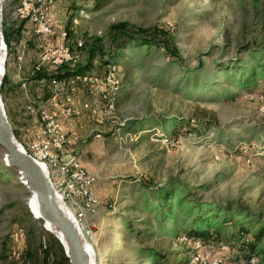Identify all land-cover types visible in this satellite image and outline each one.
I'll return each instance as SVG.
<instances>
[{
    "label": "rangeland",
    "instance_id": "rangeland-1",
    "mask_svg": "<svg viewBox=\"0 0 264 264\" xmlns=\"http://www.w3.org/2000/svg\"><path fill=\"white\" fill-rule=\"evenodd\" d=\"M19 2L4 1L6 25L20 21L14 12ZM50 9L56 34L39 37L29 28L21 34L25 43L24 48L19 46L18 65L15 58L10 61L5 89L3 80L0 85L4 105L5 97L14 103V95L17 103L34 104L37 93H44L46 85L37 81L29 82L26 89L20 83L32 74L33 59L43 49L57 45L58 34L66 26L72 32V47L82 39V49L76 51L84 56L97 38L107 46L111 25L116 22L139 27L160 25L172 31L183 57L182 63L172 61L154 47L123 52L112 66L121 79L113 109L95 84L77 85L74 104L82 103V111L77 108L73 116L88 110L90 117H82L75 148L69 152L79 157L82 150L84 165L96 177L94 191L100 206L91 217L96 223L95 264H153L155 260L140 251L143 246L158 250L162 257L157 264H185L178 251L189 243L182 244L180 234H168L172 221L160 224L155 209L138 210L145 199L155 200L137 184L141 179L152 184L179 179L201 201L231 202L233 209L241 205L258 213L264 211V92L244 88L238 69L235 75L228 72L221 77L223 69L247 58L238 52L239 44L264 38V0H55ZM75 15L78 24L72 21ZM200 61L204 65L199 69ZM16 69L18 85L12 83ZM86 102L88 107H84ZM50 108L55 111V106ZM158 119L177 122L164 134L160 124L152 123ZM17 122L24 126L26 120L17 115ZM201 122L205 125L190 131ZM175 125H180L178 132ZM28 137L24 135L26 141ZM5 152L0 146V264H24L26 245L36 249L48 246L53 253L54 247L58 251L53 236L58 237L45 228L44 221L29 214L30 190L15 168L11 171L16 176L3 168ZM134 203L136 208H131ZM224 217L221 214L220 220ZM230 217L224 219L226 226H232ZM130 226L136 230L147 227L154 235L138 239ZM224 245L212 249L223 247L232 259L243 257L241 253L229 256L233 252ZM196 252L192 247L188 256ZM255 263L254 257L244 261ZM188 264L199 263L190 257Z\"/></svg>",
    "mask_w": 264,
    "mask_h": 264
},
{
    "label": "trees",
    "instance_id": "trees-1",
    "mask_svg": "<svg viewBox=\"0 0 264 264\" xmlns=\"http://www.w3.org/2000/svg\"><path fill=\"white\" fill-rule=\"evenodd\" d=\"M5 17L8 16L5 15ZM5 23L6 19L3 20V25L8 56L6 60V73L3 78L4 89L8 77L9 63L15 58V63L18 65L20 58L19 46H23L24 48L25 40L21 39V34H26L28 28L35 34L34 28L32 26L26 27L24 21L15 22L14 25L10 27L11 29H9ZM68 28L69 26H66L63 29L68 30L70 38L72 32L69 31ZM55 34L54 31L53 35L43 37H53ZM58 35L60 40L58 39L57 42L59 43L61 41V36L60 33ZM97 39V43L90 46L84 56H82L81 53L79 61L75 63L65 62L60 65L47 64L40 71H36L34 68L35 63L40 54L47 48L43 49L39 53V56L33 59V63L31 62L32 74L26 76L27 85L34 80H36L39 85H46L43 89L44 93H37V100L34 101L37 114L44 102L43 100L53 96V79L67 81L77 74L88 73L98 74L103 78L109 68L116 64V61H118L123 52L128 49L138 51L142 50L143 47H145L146 50H150L154 47L162 49L170 60L181 63L183 62V57L174 41L172 31L160 25L139 27L126 21H120L111 25V36L106 47L101 45V38ZM74 49L75 51L78 50L77 45L74 46ZM81 49L82 48H80V51ZM238 52H244V55H247V58L244 57V63L236 64L233 67L227 68V70L223 69L221 77H226L228 72L235 75L236 70L238 69L237 72L239 73H237V75H239L240 80L242 79V86H244V88L249 91L264 92V38L259 39L255 37L250 42L244 43V45L239 44ZM240 62L243 61L240 60ZM203 65V61H200L197 68L200 69ZM16 67L18 68V66ZM99 67L103 69L101 70ZM196 70L198 69H194V71ZM258 76L262 77V80L260 79L261 81H257ZM85 84L89 85V83ZM20 85L22 88V82ZM4 99L14 134L18 137L21 143L27 145V151L30 152L29 145L34 138L35 128L40 124L38 115L33 118L29 111L26 112L28 105L20 103L21 101L19 103L16 101L11 103L6 97ZM17 115H19V118L22 116L23 120H26L24 126L18 125ZM132 122L135 124V121ZM176 122L177 121L174 120L171 122H163L158 119L152 123L160 124L164 129L163 133L167 134L170 126ZM203 125H205V123H198L197 125L192 126L190 131H197ZM179 128L180 125H175L176 132L180 130ZM186 129L188 130V127H185V131ZM23 131L28 132L26 133L27 136H29L28 141L24 138V135L26 134H23ZM1 163L8 174L13 173V175L16 176V172L11 171L13 167L6 165L5 161H1ZM137 184L145 190L144 193L146 196L155 198V200L145 199L143 205L139 207L140 209L138 210L145 211L147 209H155L160 224L165 222V220H171L172 227L168 230L169 235H186L192 240L200 241L209 248H213L219 244H225L224 247L227 245L226 247L229 248V251L233 252L232 254H228L229 256L241 253L243 254V257L237 259L247 258V260L244 261H249L254 257L256 259L255 264H264V211L258 213L249 208L241 207V205L240 207L233 209V203L231 202L226 205H221L220 203L201 201L194 191L179 179H170L167 182L160 184H152L151 181L141 179ZM130 207L136 208V204H131ZM30 212L31 211H29V214L32 215ZM221 214L225 215L222 220H220ZM236 214H238V217H234ZM228 216H231L229 221H231L232 226H226V220L224 221V219L228 218ZM177 221H179V224ZM130 230H132L133 233L136 234V237L141 240L145 238V235H154V232H149L147 227L145 230H136L130 226ZM53 244H56L58 247V251H56L54 247L53 253H51V247L48 248V246L44 248L43 245L39 244V248L36 249L31 245H26L23 251V263L71 264L62 243L54 236ZM182 244L186 245V243ZM186 246L187 247L182 246L178 253L183 256L181 258L182 263L188 264L190 259L188 255L192 247L191 245ZM140 251L145 254L149 260H155L153 264L159 263L158 258L162 257L155 247L143 246L140 247Z\"/></svg>",
    "mask_w": 264,
    "mask_h": 264
},
{
    "label": "built area",
    "instance_id": "built-area-1",
    "mask_svg": "<svg viewBox=\"0 0 264 264\" xmlns=\"http://www.w3.org/2000/svg\"><path fill=\"white\" fill-rule=\"evenodd\" d=\"M55 0H20L15 8V14L25 26H32L35 34L39 36H51L54 34V19L50 14V8ZM95 1V0H94ZM72 21L79 23V17L73 16ZM61 41L43 51L37 62L35 70L40 71L45 65H60L65 62L75 63L79 61L80 54L69 43L67 29L60 32ZM78 49L82 48V39L76 40ZM95 84L103 96L108 97L109 108H114V99L121 88V79L114 67H110L102 78L96 74H77L67 81L52 80L53 96L48 97L41 105L38 114L35 105L30 102L27 106L31 116L38 115L40 124L36 126L34 138L29 145V153L42 162L52 180L54 189L63 202L67 212L73 217L81 229L86 241L90 245L96 243L95 226L92 216L100 206V199L94 191L95 175L90 172L80 161L79 157L66 150L67 134L63 129L61 117L71 118L77 111L74 104L75 92L78 83ZM22 88H27V80L22 79ZM61 91H64L61 93ZM61 93V95H60ZM50 106H55L52 111ZM89 104L84 103V107ZM103 122V118H98ZM178 240L189 243L197 252L190 256L199 264H244V259H232L223 252V247L212 249L206 247L200 241L190 239L186 235H180Z\"/></svg>",
    "mask_w": 264,
    "mask_h": 264
},
{
    "label": "water",
    "instance_id": "water-1",
    "mask_svg": "<svg viewBox=\"0 0 264 264\" xmlns=\"http://www.w3.org/2000/svg\"><path fill=\"white\" fill-rule=\"evenodd\" d=\"M0 0V58L1 50L5 49L4 67L6 69L7 44L3 29V5ZM6 71V70H5ZM5 75V73H4ZM4 77V76H3ZM0 81V85L2 84ZM0 146L5 149V164L15 168L21 181L25 180L37 192L42 209L41 220L49 221L62 234V243L71 264H95L90 245L73 217L67 212L63 202L56 193L52 180L45 165L31 155L14 134L8 118L2 96L0 94ZM31 193V192H30ZM37 217L36 215H34ZM88 245L91 249L88 248Z\"/></svg>",
    "mask_w": 264,
    "mask_h": 264
},
{
    "label": "crops",
    "instance_id": "crops-1",
    "mask_svg": "<svg viewBox=\"0 0 264 264\" xmlns=\"http://www.w3.org/2000/svg\"><path fill=\"white\" fill-rule=\"evenodd\" d=\"M53 10H54V8H53ZM51 11H52V9H51ZM13 25H14V23L11 26H9V25H6V26L9 29H11L10 27H12ZM23 73L26 74L25 72H23ZM17 74H18V70L16 69L15 74L13 75V82H12L14 85H18V75ZM34 81H36V80H34ZM14 99H15L14 101L17 102V100H16L17 97H15V95H14ZM19 100H21V98H19ZM76 106H77L78 109H80L82 111V103H76ZM83 112H85V111H83ZM86 112H88V113L87 114H85V113L82 114L81 113L77 118H74V116L71 117V118L61 117V120H62V123H63V129L66 132V134L68 135V140H67V144H66V150L67 151H70V150L73 151V149L75 148V142L76 141H75L74 138H76V133H78V131L80 132V129H79L80 125L82 127V117L85 118L84 120H87L86 118L90 117V111L86 110ZM81 145H82V142L80 143V146ZM80 152L81 153H80L79 158L81 159L80 161L84 165V163L82 161V150Z\"/></svg>",
    "mask_w": 264,
    "mask_h": 264
},
{
    "label": "bare ground",
    "instance_id": "bare-ground-1",
    "mask_svg": "<svg viewBox=\"0 0 264 264\" xmlns=\"http://www.w3.org/2000/svg\"><path fill=\"white\" fill-rule=\"evenodd\" d=\"M4 60H5V49L2 48L1 58H0V81L3 78L4 73H5ZM22 183L25 184L31 192L29 199H28V205H29L31 212L33 213V215L37 216V217L34 216L35 218L41 219V216L43 214H42V209H41V205L38 199L37 192L29 185L27 181L22 180ZM44 226L47 230L56 234L59 240L62 239V241H64L65 243V240L62 238V234L56 229V227L52 223H50L49 221H45L44 219ZM88 248L91 249L89 245H88ZM90 252L92 254V258L95 259V255H94L95 253L92 250H90Z\"/></svg>",
    "mask_w": 264,
    "mask_h": 264
}]
</instances>
